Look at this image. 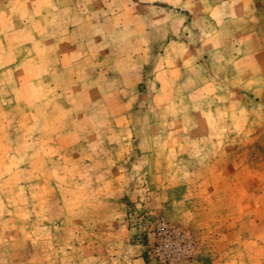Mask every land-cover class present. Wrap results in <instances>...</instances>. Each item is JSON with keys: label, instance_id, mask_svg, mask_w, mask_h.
I'll return each mask as SVG.
<instances>
[{"label": "rangeland", "instance_id": "1", "mask_svg": "<svg viewBox=\"0 0 264 264\" xmlns=\"http://www.w3.org/2000/svg\"><path fill=\"white\" fill-rule=\"evenodd\" d=\"M0 7L12 46L28 39L20 19L39 23L26 46L39 68L0 73V264H128L162 218L191 236L186 264L202 237L228 233L234 264H254L255 235L264 248V0Z\"/></svg>", "mask_w": 264, "mask_h": 264}, {"label": "crops", "instance_id": "2", "mask_svg": "<svg viewBox=\"0 0 264 264\" xmlns=\"http://www.w3.org/2000/svg\"><path fill=\"white\" fill-rule=\"evenodd\" d=\"M30 8L33 9L34 7L30 6ZM34 9L37 10L36 8H34ZM6 12H8L7 8L0 7V15L4 14ZM30 12H31V10H30ZM28 18H32V13H31V16H29V14H28L27 17L20 19L16 25L17 26L16 32H20L22 34V37L28 38L26 41H25V39H21V42L18 41V42H16L15 46H12V45H10V42L12 41L11 33H9L8 35L3 34V36H2L1 31H0V73H1V69L3 68L2 70L6 69V71H9L8 74L12 75L11 72L14 73L15 72L14 69L17 68L16 73L18 76L19 75L18 67L20 65H22L23 63L26 65H29V66L34 65V67L36 66L37 68H39L38 64L36 65V61L38 62V59L36 58L37 55L35 53H33V51H35L37 47L29 46V48L26 49V46L28 44L33 45V39H34L35 35L39 34V33L36 34V32H35V28L37 27V25H39V23H37L38 21L36 18H34L36 20L32 19V21H30L31 22L30 23V22H28L29 21ZM26 22H28V23H26ZM16 32H15V34H16ZM8 38L11 40L8 41ZM22 50H24V53H22ZM26 51H28V54L26 53ZM29 52H31L32 54L29 55ZM4 54H6V55H4ZM30 57H35V58L32 59ZM26 72H27V70H25V73ZM47 73H48V71L45 73V75ZM17 76H15V77L17 78ZM258 89H261V87H258ZM22 90H24V89H22ZM263 90H264V87H263ZM2 91H4V90L0 89V94L2 93ZM239 237H240V242H239L237 250H239V253L244 254V257H246V253H247L246 249L248 247L247 237H246V235H241V234H239ZM220 238H223V240H227L228 238H230V235L228 233V235H223ZM220 238L217 241V243H215V241H213V240L202 237L200 247H199V253L195 257V259H192L190 264H234V261L232 260V258L230 256V252H229L230 251L229 243L225 246V243L223 244V240ZM257 239H258V237H257V235H255L254 242H253L254 243V254H255V258H254L255 263L254 264H256L258 262L256 257L258 255H262L264 253V248L260 245V243H258ZM249 242H252V240H250ZM218 244H221L222 246H220ZM132 247H133V249L130 250V254H132V255H130L129 258H126L128 264H153L152 261L147 262V259L150 258L149 257V249H148L149 245H148V243L146 245L145 244L144 245H135ZM203 249H205L207 251L206 252L207 255H204L202 253ZM234 255H236V254L234 253ZM147 257H149V258H147Z\"/></svg>", "mask_w": 264, "mask_h": 264}, {"label": "built area", "instance_id": "3", "mask_svg": "<svg viewBox=\"0 0 264 264\" xmlns=\"http://www.w3.org/2000/svg\"><path fill=\"white\" fill-rule=\"evenodd\" d=\"M194 250V242L187 232L163 218L158 220L155 242L149 247L153 260L158 264H186Z\"/></svg>", "mask_w": 264, "mask_h": 264}]
</instances>
